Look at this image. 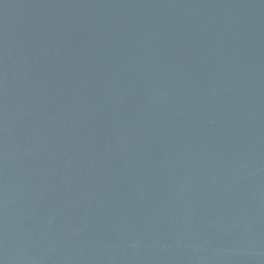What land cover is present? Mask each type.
Masks as SVG:
<instances>
[{"label":"water","instance_id":"water-1","mask_svg":"<svg viewBox=\"0 0 264 264\" xmlns=\"http://www.w3.org/2000/svg\"><path fill=\"white\" fill-rule=\"evenodd\" d=\"M0 264H264V0H0Z\"/></svg>","mask_w":264,"mask_h":264}]
</instances>
